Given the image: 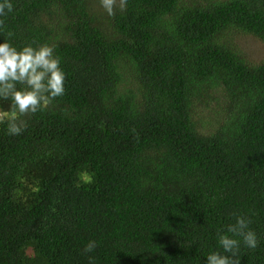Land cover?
<instances>
[{"label":"trees","instance_id":"trees-1","mask_svg":"<svg viewBox=\"0 0 264 264\" xmlns=\"http://www.w3.org/2000/svg\"><path fill=\"white\" fill-rule=\"evenodd\" d=\"M10 2L0 43L51 45L65 94L20 135L0 124V264H206L232 213L258 238L240 264H264V53L247 46L264 0Z\"/></svg>","mask_w":264,"mask_h":264},{"label":"clouds","instance_id":"clouds-1","mask_svg":"<svg viewBox=\"0 0 264 264\" xmlns=\"http://www.w3.org/2000/svg\"><path fill=\"white\" fill-rule=\"evenodd\" d=\"M100 3L109 16H114L117 8L122 11L126 7V0H100ZM11 11L10 0H2L0 16ZM3 26L4 21L0 19V28ZM12 35L7 33V37ZM64 81L60 58L54 54L51 45L26 44L18 49L4 38L0 43V98L11 103L8 111L0 112V124L7 125L9 135L22 134L26 128L23 117L45 110L55 99L62 97ZM232 216L234 223L218 230L219 250L206 256V264H240L241 245L249 249L258 246L257 234L250 228V218L238 213H232ZM96 247L97 242L90 240L83 252L91 253Z\"/></svg>","mask_w":264,"mask_h":264},{"label":"rangeland","instance_id":"rangeland-1","mask_svg":"<svg viewBox=\"0 0 264 264\" xmlns=\"http://www.w3.org/2000/svg\"><path fill=\"white\" fill-rule=\"evenodd\" d=\"M247 39H245L246 42ZM244 42V44H245ZM247 46L250 47L251 50L254 51V57H260L264 53V44H262L259 40L255 39H248Z\"/></svg>","mask_w":264,"mask_h":264}]
</instances>
